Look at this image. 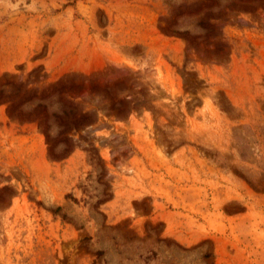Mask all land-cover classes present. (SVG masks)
Returning <instances> with one entry per match:
<instances>
[{"label":"rangeland","instance_id":"1","mask_svg":"<svg viewBox=\"0 0 264 264\" xmlns=\"http://www.w3.org/2000/svg\"><path fill=\"white\" fill-rule=\"evenodd\" d=\"M3 84L0 264H264V0H0Z\"/></svg>","mask_w":264,"mask_h":264},{"label":"trees","instance_id":"2","mask_svg":"<svg viewBox=\"0 0 264 264\" xmlns=\"http://www.w3.org/2000/svg\"><path fill=\"white\" fill-rule=\"evenodd\" d=\"M238 2H248V0H236ZM214 6V2L211 1H207V4L203 3L202 4V8L201 10H205V14L207 16H210V13H208V10L211 9ZM197 12H190V14H196ZM209 20L206 19H201L198 22V26L205 31L204 36H209L211 32L214 31V27L212 24H210L208 22ZM164 27L161 28V31L165 34V35H169V36H175V37H179L181 39H183L189 46L196 48L197 44H199V42L197 41L198 38H201V36L198 35H190L189 32L187 30H183V31H177L172 29L171 27L174 25V22L170 23L168 21ZM223 47V45L221 44H215L213 46V49H215V51H221L220 49ZM4 85H0V100H7L8 105L6 107V112L9 116L19 120V121H29L31 119H38L37 124H42L47 120L46 115L44 114V109L45 106L40 105L39 103H37L33 108L28 109L26 107H24L26 105L27 102H29L31 99H33V97H31L30 95H28V93H20L19 92V87L18 86H13L11 87V92L8 94L7 91L5 92L4 89H2V87H4ZM63 87H67L65 84L62 85H58V90L62 89ZM48 96V95H47ZM46 96V97H47ZM38 101L45 99V96L41 95L40 97L36 98ZM117 113H121L119 110ZM53 119V121L56 123V125L60 126V127H64L67 128L70 125H74V127L80 123V122H84L86 121V119L88 118V116L86 115V113L83 114H75L74 112H71V110L69 111H61V113L57 114V113H52L50 115ZM46 128L47 126H45V129H43V134L45 137V140L49 142V135L46 132ZM60 143H66L67 140L65 138H60L58 140ZM51 149L52 146L49 147V152L51 155ZM53 213V212H52Z\"/></svg>","mask_w":264,"mask_h":264}]
</instances>
